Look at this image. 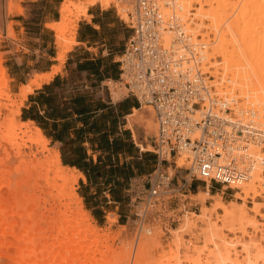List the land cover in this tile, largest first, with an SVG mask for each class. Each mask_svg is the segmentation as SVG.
Returning a JSON list of instances; mask_svg holds the SVG:
<instances>
[{
  "label": "bare ground",
  "instance_id": "1",
  "mask_svg": "<svg viewBox=\"0 0 264 264\" xmlns=\"http://www.w3.org/2000/svg\"><path fill=\"white\" fill-rule=\"evenodd\" d=\"M173 1L182 14L187 13L193 2L197 3L200 8L195 18L200 22L202 18L209 21L208 32L214 35L217 44L211 47V54H206V60L209 58L211 62V59L217 57L221 59L220 63L209 62L208 65L214 70L210 69V74L214 77L212 86L215 90L230 94L238 91L241 99L258 108L260 115L264 117V0ZM133 2L134 0H62L58 10L59 19L46 25L55 32V44L60 49L56 60L63 63L66 53L77 43V25L74 22L79 17L87 20L89 6L99 5L106 9L112 5L123 19L131 10ZM12 4V0H0L1 28L3 11L10 14L13 11ZM204 5L210 9L204 10ZM16 12H21L19 6ZM222 26L226 28L223 29ZM199 27L202 28V25ZM9 30L13 34L11 28ZM204 63L208 64L206 61ZM59 71L60 67L54 66L51 72L36 74L30 84L21 86L19 102L11 101L15 110L9 111L7 118L0 120V264H101L102 259L98 260L96 253L100 252L98 247L105 235L91 225L82 200L75 193L74 184L78 179H85L83 174L77 172L78 176L75 177L67 172L71 173L76 169L62 165L59 151L48 148V139L31 121L19 120L15 124L16 116L20 114L27 96L51 81ZM5 72L0 61V89L7 88ZM228 75L231 76L230 79ZM111 85L112 93L119 98L121 87L117 82ZM2 95L9 99L7 94ZM125 119L126 127L132 130L134 138L138 135L135 128L139 125L146 141L155 137L157 123L151 107L134 109ZM3 129L7 130L8 135H5L6 131L3 133ZM139 147L143 151L152 149L151 146ZM260 164L259 161L255 162L246 180L231 186L239 188L245 195L240 198L242 203L226 204L218 194L213 196L215 201L209 207L204 202L211 196L206 190H199L196 195L201 203L199 213L185 214L179 225L170 230L169 250L158 257L159 264L264 262V238L257 240L246 236L248 227L256 230L261 223L247 217L248 211L244 203L249 193L259 196L258 189L264 193V167ZM175 166L187 167L184 157H179ZM167 172L169 181L174 175V169L168 167ZM40 183H43L47 190L45 194L50 199L42 198L39 194ZM237 194L240 195L238 192ZM163 196L165 195L150 200L146 198L145 202L143 200L140 205L142 210L138 212L139 221L134 222L138 224L134 239H130L131 234H127V231L123 233V239L120 240L124 241L125 251H115L118 257H115L113 264H147L145 254L155 231L148 225L147 218L159 217L156 214L163 208ZM48 200L50 204L46 207ZM253 203L254 206L250 209L253 216L264 220V215L259 214L256 209L259 204ZM216 210H221V219L214 217ZM236 229L242 234L240 239L225 236L226 231ZM185 234L190 236V240H182ZM159 247L157 246L158 249ZM103 263L107 264L106 261Z\"/></svg>",
  "mask_w": 264,
  "mask_h": 264
},
{
  "label": "built area",
  "instance_id": "2",
  "mask_svg": "<svg viewBox=\"0 0 264 264\" xmlns=\"http://www.w3.org/2000/svg\"><path fill=\"white\" fill-rule=\"evenodd\" d=\"M131 35L118 59L117 83L154 112L157 163L147 199L174 195L163 163H187V179L234 189L252 165L264 167V117L237 93H219L206 61L208 44L173 0H134L127 13Z\"/></svg>",
  "mask_w": 264,
  "mask_h": 264
},
{
  "label": "rangeland",
  "instance_id": "3",
  "mask_svg": "<svg viewBox=\"0 0 264 264\" xmlns=\"http://www.w3.org/2000/svg\"><path fill=\"white\" fill-rule=\"evenodd\" d=\"M12 2H13L12 6L14 5L15 7L13 6V11L10 14H6L3 11L2 23H1L2 28L0 27V61H1V66L6 71L5 75L7 78V88L0 89V94L2 96V97L0 96V106H2V108L0 107L1 108L0 109V120L1 121L2 119H5V117L7 118L8 116L7 114H9V111L15 110V105L11 106V101L15 103L19 102L20 87L19 89L16 88V86L14 85V81L11 79V74L9 73V68L11 64L13 63L12 55L15 52L18 54H21L23 52L27 56L26 59L31 61L33 59L32 55L35 56L37 54V52H34V54L31 55V50H33L34 48L37 49L38 44L31 43V42L29 43V45L27 44V42L25 41V31H24L25 29L24 28H26L28 31L32 30L29 28H35L32 22L37 21V20L38 21L40 20L48 21V23L52 22L50 20H52L53 18H56V20H58L59 19L58 10H59V5L61 4L62 0H12ZM16 6L17 7L19 6V8L21 9L20 13L16 12V8H17ZM108 8L113 11L117 10L116 7H113L112 5ZM199 8H200L199 5L193 2L190 9L187 11L186 15L190 17V20L193 23V26L197 28L202 38H205L206 42H208L209 44H212L208 46L210 50L207 48L208 49L207 54H211L212 53L211 47L217 43L215 42L214 35L208 32L210 31L209 29H207V27L209 26L208 19L202 18L201 19L202 22H200L197 18H195V15L197 11L199 10ZM203 9L209 10L210 7L207 5H204ZM118 13L120 16H122L120 12ZM72 19L75 20V18H72ZM80 19L81 17L76 19L74 23L77 25ZM123 20L125 22H128L127 16L123 18ZM25 22H29V23H25ZM200 24L202 25V28L199 27ZM224 26H222L223 29L226 28V27L224 28ZM37 27L39 28V26ZM9 28H11L13 34L9 33L10 32ZM45 28H47L46 25H45ZM53 35H54L53 36L54 46H55V51H56L55 56H57V53L60 51V49L55 44V32H53ZM50 50H52V48H50ZM50 50L48 49L44 50L45 54L47 55ZM5 51H9V52L7 53ZM38 54L40 53L38 52ZM55 62L59 64L58 66L60 67V70H61V65L64 62L62 63L56 60V58H55ZM206 62H208V65H210L209 58L206 60ZM220 62H221V59L217 57L215 59H211L210 63L215 64V63H220ZM31 68L32 66L29 65L26 68V70L29 71L31 70ZM35 76L36 75H34L32 78H29V76L26 77L28 80L27 85L30 84L31 82L30 80H33ZM230 77L231 76L228 75L229 79ZM111 84L112 83L109 84L110 88L112 87ZM234 93H237L238 96H240L238 91H235ZM2 94H7V96H9V99H7V97ZM114 98L117 99L116 97ZM19 120L20 119L18 115L16 116L15 124H17V121ZM135 130H136V135L138 134L137 135L138 138L137 137L136 138L133 137V138L139 145H141L142 144L141 141L143 140V137H144L143 132H142V127L139 125V127H136ZM2 131L3 133H5L6 131L5 135L6 134L8 135L6 129H3ZM153 140L154 138L150 137L144 143L145 146H151L152 149L151 151H149L151 153H153L152 152L153 151ZM48 148H50L51 150H54V149L58 150L57 147L52 146L50 142L48 143ZM121 160H123V158H121ZM175 165L172 163L167 164L168 167H171L174 169V175L171 179L170 187L171 188L174 187L175 186L174 184L177 183L181 187V190L176 192L174 195L164 194L165 196L162 197L165 199L163 200L164 201L163 208L160 210L158 214H156L157 217L158 216L159 217L157 219L151 218V217L147 218L148 225L151 226V228L155 230L153 231L154 232L153 238L149 242L147 250H146V254H145L147 264H159L158 257L162 255V253L164 252L168 253L169 245L171 243L170 230L176 228L179 225V223L182 220V217L185 214H189L192 212L199 213L201 203L199 202L196 195L199 192V190H202L203 187L204 188L208 187L209 190L212 191V193L214 192V194L218 192L220 195V199L226 204H228L229 202H234L237 204L242 203L240 198L245 196L243 193L239 191L226 188V187H222L221 185L215 184L213 182H210V183L207 182L206 183L207 186H206L204 182H202L199 179H195V178L187 179V183L184 184L183 179L186 177V170H185L186 167H176ZM163 170L166 174L168 173L167 172L168 168L165 169V167L163 166ZM67 172L69 174H72L75 177L78 176V173L76 171H72L71 173L70 171H67ZM40 185H41V188L39 189V194L42 196V198L50 199L45 194L47 193L45 192L47 190L44 189L43 183H40ZM98 187L101 189L98 193L99 197L97 198L98 205L103 206V208L107 212L106 213L107 216L104 220H98L97 218L93 217L92 211L87 209L86 204L81 198V195H84L85 192L83 188H81L79 179L74 184L75 193L82 200L83 208L89 215L91 225L94 226L100 232V234L105 235V237H103V241L101 242V244H99V247H98L99 251L102 252V255L100 254V252L99 253L97 252L98 254L96 253V258L98 260L102 259L101 264L104 261H106L107 264H113L115 263V257H118L117 253H119V250L125 251V248L123 247L124 241L122 240L123 233L127 231L126 232L127 234H131L130 239H134V236H135L134 233H136L137 226H138V224L134 222L139 221L138 215L140 213V210H142L140 208V205L143 203V200L145 202L147 198V192L150 188L149 176L145 175V176L137 177L135 180L130 181V183H128L127 186L125 187L126 189H123L121 191V193L123 194L124 200L120 204L109 203V204L104 205L105 200L112 201V197L110 195L105 196L104 193H102V191H106L108 187H103L101 185ZM94 190H95V187H93L92 191ZM87 192H89V189H87ZM237 192L240 195H238ZM42 193H44V195ZM258 193L260 194L259 196H255V194L252 192L249 193V195L245 198V201H244L245 208L248 211L247 217L250 218L251 220H255L256 222L261 223V224H258L259 226H257L258 228L256 230L252 229V227H248L246 229V236L254 237L257 240H262V238H264V220H262L261 217L259 216L254 217L253 216L254 214L250 210L254 206L253 202H256L259 204L258 206H256L258 213L264 215V193H261L260 189L257 190V194ZM214 199L215 198L213 197L207 198L206 201L204 202V205H207L210 207L211 204L215 201ZM49 204H50V200H48L46 207H49L48 206ZM92 204H95V203L92 202ZM87 205L90 206V204H87ZM221 215H222L221 210H216L214 212V217L217 219H221L222 218ZM109 218L115 219V221L110 222ZM152 226L155 228H153ZM116 236L118 238H116ZM225 236L230 239H236V238L240 239L242 234L239 229L238 230L236 229L235 231H232V232L226 231ZM120 238L122 239L120 240ZM182 240L188 241L190 240V236L185 234L182 236ZM243 240L244 239H242V241ZM154 244L156 245L154 246ZM157 246H160L159 249L157 248ZM115 251L117 252L116 254H115ZM162 264H165V262H163ZM258 264H264V262H260Z\"/></svg>",
  "mask_w": 264,
  "mask_h": 264
},
{
  "label": "crops",
  "instance_id": "4",
  "mask_svg": "<svg viewBox=\"0 0 264 264\" xmlns=\"http://www.w3.org/2000/svg\"><path fill=\"white\" fill-rule=\"evenodd\" d=\"M52 22L57 21L56 18L50 20ZM48 21H39L37 23H32L35 28L28 31L25 30V41L29 45V43H37L38 48L31 50V55L34 52H37L35 56L32 55L33 59L31 61L26 59L25 53H14L12 56L13 63L9 68V73L11 74V79L14 81V85L17 89L22 85H27L28 80L26 77L32 78L36 74H44L51 72L54 66H58L59 64L55 62V46L53 39V32L50 29L45 28ZM51 23V22H49ZM39 26V28L37 27ZM131 35V30L128 27L127 22L119 17L116 10L113 11L109 8L103 9L99 5L89 6L87 9V20L81 17L79 22L77 23V31H76V44L71 46L69 52L65 55L64 63L61 65V70L57 75H54L51 81L43 84L39 89H35L31 94L27 96V99L24 101L23 106L20 109L19 119L22 122L31 121L36 127H38L34 120L26 119L22 120L23 110H29L33 108L34 111H37L39 115H43L45 113L46 107L44 105L39 104V102L31 101V98H35L38 93L43 89L44 86L50 85L54 82L56 78L60 80V86L57 89L58 92L62 93L63 99L61 101H69L76 97H86V102L91 104L92 109L101 105L107 106L113 114V117L117 118V125L115 129L114 138L122 139L125 143H129L132 145L131 151L134 152L137 157V160L140 162L139 169H141V173H138L136 167L132 169V176L129 178L128 183L130 181L135 180L137 177L150 175L153 171L156 163L150 165L147 161H144L142 158V154L149 151H143L140 149L139 144L134 140L132 130L126 127V116L130 115L134 109H140L143 106H140L139 103L130 96H127L125 92H121V96L115 99L114 94L112 93V87L110 88L109 84L118 81L119 77V65L118 59L124 50V46L127 42V39ZM52 48V50H50ZM50 50L46 55L44 50ZM9 52V51H5ZM38 52L40 54H38ZM32 66L31 70L27 71L26 68L28 66ZM113 94V95H112ZM98 109L97 112L91 115L89 122L87 125L83 124L81 120L82 116H77L76 114H72L70 117L66 119L61 118H49L47 119V126L50 127L55 125L56 130L61 129L63 124L69 123L66 125L64 131H67L68 137L70 139L74 138L75 131H77L80 127L83 129H88L92 121H96V117L101 113H105L106 109ZM97 123V122H96ZM102 121L98 122V125H101ZM105 128L103 132H108V128L110 126V121L105 122ZM39 128V127H38ZM41 130V128H39ZM85 133V136H92V133ZM91 132L93 130H90ZM43 135L44 132L41 130ZM143 136V135H142ZM47 138V136H45ZM112 137H110L111 140ZM52 146L57 147L60 153L61 159V147L63 144L59 141H52L50 138H47ZM143 147H145L146 140L143 137L141 141ZM86 149V161L91 157L94 163L97 162V157L101 153L92 154V151L89 149V145L87 142L82 144ZM153 152V151H152ZM154 154V153H153ZM118 159L120 160V164L123 160V154L118 153ZM155 156V155H154ZM133 159L132 156H126V159ZM62 161V159H61ZM104 162L105 169L109 168V165L104 160V156H101L100 162ZM145 163V164H144ZM63 164V162H62ZM69 168H75L76 172H81L76 167H71L69 165H65ZM165 169L168 168L167 163H163ZM103 171V170H102ZM84 180L79 179L80 185H83L84 188V196L88 197L90 194H95L96 189L99 185L110 187L114 185L113 180H108V175L104 172L102 177H100L94 184L87 179V177L83 174ZM119 182L122 183L123 179L116 178ZM127 183V184H128ZM176 187H180L179 184H174ZM88 188H87V187ZM95 187V190H93ZM89 189V192H87ZM181 190V189H180ZM202 190H206L209 196L213 197L218 195L212 193L209 188H202ZM218 191V189H217ZM107 192V193H106ZM99 193V192H98ZM105 196H109L108 190L102 191ZM98 194L95 198L97 201ZM84 201V198L81 197ZM90 203V202H89ZM114 203L110 200L106 201L105 204ZM117 208V207H116ZM115 208V209H116ZM91 211H95L96 217L98 220H104L107 216L106 210L103 206L96 205L92 206Z\"/></svg>",
  "mask_w": 264,
  "mask_h": 264
},
{
  "label": "trees",
  "instance_id": "5",
  "mask_svg": "<svg viewBox=\"0 0 264 264\" xmlns=\"http://www.w3.org/2000/svg\"><path fill=\"white\" fill-rule=\"evenodd\" d=\"M22 20V18H21ZM33 21L32 23H37ZM29 23V22H25ZM60 80L56 78L53 83L46 85L38 93L35 98H31V101L39 102V104L46 107L45 113L39 115L37 111H34L33 108L29 110H23L22 120L31 119L34 120L36 125L41 128L47 138H50L52 141H59L63 144L61 147V159L63 164L69 165L71 167H76L78 170L83 172V174L90 180L93 184L102 177V174L105 172L108 175V180H113L114 185H111L106 190L112 197V202L115 204H120L123 202L124 197L121 191L126 189L129 178L132 176L133 167L139 169L140 162L137 160V157L134 152L131 151L133 148L131 144L125 143L122 139L114 138L115 129L117 125V118L113 117V114L109 108L105 105H101V108L97 106L92 109L91 104L86 102V97L80 96L73 98L69 101H61L63 99L62 93L58 92L60 86ZM106 109L105 113H101L96 117V121H92L88 129H83L80 127L75 131L74 138L70 139L68 137L67 131H64L66 125L69 123L63 124L61 129L56 130L55 125L51 126L50 129L47 126V119L49 118H61L66 119L72 114L77 116H82L81 120L84 125H87L91 115L97 112L98 109ZM110 121V126L108 132H103L105 127V122ZM102 121L101 125H98V122ZM97 122V123H96ZM92 133V136H85V133ZM90 130H93L92 132ZM110 137L111 140H110ZM84 142H87L89 149L92 151V154L101 153L97 157V162L94 163L89 157V160L86 161V149L82 146ZM118 153L123 154V161L120 164L118 159ZM101 156H104V160L109 165L108 169H105L104 162H100ZM126 156H132L133 159H126ZM144 161H147L150 165L155 164L156 159L153 153L145 152L142 154ZM103 170V171H102ZM141 169L138 170V173H141ZM116 178L123 179L122 183ZM100 186V185H99ZM87 187V186H86ZM105 187V186H103ZM81 188H84L81 185ZM88 188V187H87ZM101 189L97 187L95 194H90L88 197L81 195L84 198V203L87 206V209L90 210L92 206H96L98 201L95 200L98 192ZM214 194V192H213ZM90 202V203H89ZM95 203V204H92ZM87 204H90L88 206ZM105 204V202H104ZM92 215L96 217L95 211H92Z\"/></svg>",
  "mask_w": 264,
  "mask_h": 264
}]
</instances>
